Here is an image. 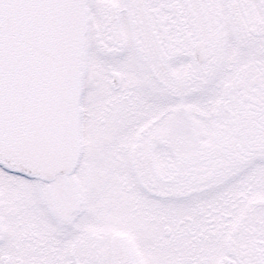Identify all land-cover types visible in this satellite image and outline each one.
Segmentation results:
<instances>
[{"label": "snow or ice", "instance_id": "snow-or-ice-1", "mask_svg": "<svg viewBox=\"0 0 264 264\" xmlns=\"http://www.w3.org/2000/svg\"><path fill=\"white\" fill-rule=\"evenodd\" d=\"M0 264H264V0H0Z\"/></svg>", "mask_w": 264, "mask_h": 264}]
</instances>
